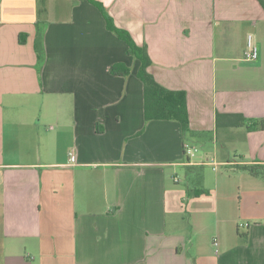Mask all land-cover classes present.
<instances>
[{
    "label": "crops",
    "instance_id": "crops-1",
    "mask_svg": "<svg viewBox=\"0 0 264 264\" xmlns=\"http://www.w3.org/2000/svg\"><path fill=\"white\" fill-rule=\"evenodd\" d=\"M97 1L186 93L190 131L145 120L140 61L90 2L0 0V264H264V176L241 168L264 165V128L245 124L264 122V8ZM205 141L186 164L184 145ZM210 158L229 171L200 175L205 194L168 172Z\"/></svg>",
    "mask_w": 264,
    "mask_h": 264
},
{
    "label": "trees",
    "instance_id": "trees-1",
    "mask_svg": "<svg viewBox=\"0 0 264 264\" xmlns=\"http://www.w3.org/2000/svg\"><path fill=\"white\" fill-rule=\"evenodd\" d=\"M87 1L98 8L102 13L106 28L126 43L128 46V54L134 56L140 61L137 77L143 83L145 120H174L179 123L184 134L188 133L190 128L186 105V93L182 90H169L159 84L148 71V67L151 65L152 61L148 55L146 45H137L127 30L118 27L101 2L97 0ZM258 1L264 8V0ZM34 49L36 51L38 62H43L44 48L42 43V29L39 25H37L36 36L34 39ZM110 71L116 75H126L129 69L124 64H114ZM248 122L252 123V125H246L248 130H261L264 128L263 121L257 122L255 119H245V124ZM241 168L248 170L253 175L264 176V165H244L241 166ZM205 193L206 190L198 189L193 190L190 195L199 196Z\"/></svg>",
    "mask_w": 264,
    "mask_h": 264
},
{
    "label": "rangeland",
    "instance_id": "rangeland-1",
    "mask_svg": "<svg viewBox=\"0 0 264 264\" xmlns=\"http://www.w3.org/2000/svg\"><path fill=\"white\" fill-rule=\"evenodd\" d=\"M193 147L196 149V152L194 153V157L192 158V160H196V159L200 158L201 155H204L205 153H211V151H212V149L210 148V142L208 143L207 141H205L203 143L197 142L194 144ZM210 159L213 160V158H210ZM216 159H218V158L216 157ZM213 161L215 163L214 165L213 164L205 165L203 167L193 169L192 171H189V172L186 171L185 168H177V169L170 168L168 172L170 173V175L177 173L178 176L176 179H180L179 188L182 189V188L189 187L191 190H193L195 188L200 189L201 188V184H200L201 179L199 178L200 175L206 174V179H207L206 185H212L213 180H214V174L216 171V169H214V167L217 168V171L220 170L224 173H227V171H229L224 166L218 165L216 160H213ZM170 175H169L170 182H172ZM228 181L233 183V185H234V179L233 178L228 179Z\"/></svg>",
    "mask_w": 264,
    "mask_h": 264
},
{
    "label": "built area",
    "instance_id": "built-area-1",
    "mask_svg": "<svg viewBox=\"0 0 264 264\" xmlns=\"http://www.w3.org/2000/svg\"><path fill=\"white\" fill-rule=\"evenodd\" d=\"M258 57V48L256 44L254 43L252 35H248L246 40V49L243 53V59L246 61H253L256 60ZM196 152V149L193 146L190 145H184L183 147V154L186 158L185 163L190 164V161L194 157V153ZM74 157H71V160L74 161ZM200 164H215L213 160H206L201 161ZM240 226H244L243 224H240Z\"/></svg>",
    "mask_w": 264,
    "mask_h": 264
}]
</instances>
